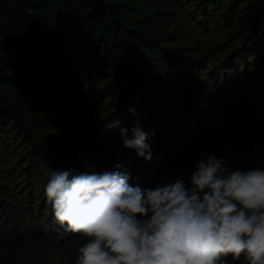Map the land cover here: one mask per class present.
<instances>
[{
    "label": "trees",
    "instance_id": "16d2710c",
    "mask_svg": "<svg viewBox=\"0 0 264 264\" xmlns=\"http://www.w3.org/2000/svg\"><path fill=\"white\" fill-rule=\"evenodd\" d=\"M27 60L44 74L27 79ZM254 61L264 68V0H0V164L15 148L40 178L35 190L27 174L21 197L6 193L15 202L0 198V264H75L77 249L86 242L53 223L44 195L48 168L67 170L52 154L53 136L69 151L74 149L72 140L80 143L77 140L89 137L82 144L94 145L96 172L117 170L115 165L131 157L126 151L118 162L106 149V140L100 142L106 132H112L111 142L119 139L110 126L117 117L128 129V138L138 127L163 141L152 160L137 161L146 172L131 160L130 184L142 189L154 187L163 176L187 182L205 150L224 158L230 170L264 164V135L258 145L253 135L255 127H264V103L249 109L254 101L244 102L234 94L240 85L250 87L248 75L256 79V71H248ZM201 70L207 80L200 79ZM217 71L233 83L231 90L217 78ZM182 80L196 88H205L211 80L222 94L215 116H204V124L197 123L199 119L190 123L196 114L185 109V103L173 114L181 124L161 114L159 97L169 91L166 82ZM43 89L48 96L38 93ZM249 112L255 120L239 124L231 144L212 140L213 131L223 125L235 128L236 120ZM78 114H84L88 128L92 122L97 127L88 133L73 128L71 136L58 128L60 124L52 127ZM77 120L73 127L80 128ZM172 136L177 140H170ZM148 140L152 138L145 141L150 145ZM40 156H53L55 163L40 166ZM226 260L246 264L243 256L234 261L229 255Z\"/></svg>",
    "mask_w": 264,
    "mask_h": 264
},
{
    "label": "clouds",
    "instance_id": "9594fccd",
    "mask_svg": "<svg viewBox=\"0 0 264 264\" xmlns=\"http://www.w3.org/2000/svg\"><path fill=\"white\" fill-rule=\"evenodd\" d=\"M110 126L124 148L153 159L146 133L128 138L119 117ZM121 167L45 173L53 223L86 238L75 264H227L229 255L264 264V164L230 170L205 150L187 182L163 176L143 189Z\"/></svg>",
    "mask_w": 264,
    "mask_h": 264
},
{
    "label": "rangeland",
    "instance_id": "374dc122",
    "mask_svg": "<svg viewBox=\"0 0 264 264\" xmlns=\"http://www.w3.org/2000/svg\"><path fill=\"white\" fill-rule=\"evenodd\" d=\"M251 67H249L248 71H250V75L251 72L256 71V73L254 74V76L256 75V79L252 80L250 79L249 75L247 76V80L246 83L248 85H250V87L245 90L243 88H245L244 85H240L242 88L238 89V92L236 94V92L234 93L235 96H240V98L242 97L241 100H244V102L248 99H252L254 102H252L254 105H249V109L254 108L259 102L258 105H261L264 103V68L263 66H258L255 64V61L252 63H249ZM24 68L26 69V74L30 75L27 79H31L32 77H36L39 75H43L44 73H42V71L40 70V68H36L33 65L32 60H27V62H25ZM260 68V69H258ZM218 70V69H217ZM259 71H262L260 73H258ZM216 76L218 79H220L222 82V84H224V86L228 89L231 90L234 85L231 82H227L225 79L223 80V74L219 71L216 72ZM233 74V72H231ZM258 73V74H257ZM197 74H200L199 77L201 80H207V78H205V74L204 72L199 71ZM202 75V77H201ZM240 77L241 78V74H239L236 78ZM166 85H168V92H160V97L159 99L162 101V108H160L161 110V114L164 115V117H167L170 121H176L179 122L181 124L180 121L176 120L173 118V114L179 113L181 112L183 109V103L184 104V108L187 110H191L193 113H195L196 115H192L191 122H195V120L199 119L198 121H196L197 123H205L202 122V119L205 117L207 118H211L215 116L216 111L219 109V100L217 99H221L222 98V94L216 92V90L213 89V81L208 80V82L206 83L205 88L203 87H198L196 88L195 86H193L190 82H186L184 80H182L181 82H178V84H170L169 82H166ZM50 89V88H49ZM39 94L42 93L43 94H47L48 93V89H43V90H39L38 92ZM49 94H47L48 96ZM254 97L252 98L251 96ZM153 97V96H151ZM186 97L188 99H186ZM256 99V100H254ZM260 99V100H259ZM169 101H173L172 105H169ZM181 101H183L181 103ZM257 101V102H256ZM259 101V102H258ZM256 102V103H255ZM181 104L178 106V104ZM251 103V104H252ZM176 108L173 109V108ZM193 107V108H192ZM253 114V115H252ZM199 117V118H198ZM255 114L254 113H248L245 114V116L243 118L237 119L236 121H238V123L236 122L235 124V128L234 126L231 124L230 125H223L221 127H219V129L215 130L212 132V140L218 142V143H224V144H231L233 142V140L236 137V129H238V125H244L247 123H252V121L255 120ZM76 119L77 122H79V126L80 128H76L73 127L76 125ZM69 118V121L65 123L59 122L58 124H54L52 127H56L60 124V126H58V128L63 129L62 131L68 132V134L73 135V128L80 130L81 133L83 132H91L92 129H95L97 126H94L93 122L90 124L89 128L88 125L84 119V114H78L77 118ZM54 121V120H53ZM59 121V120H57ZM78 126V125H77ZM104 128V127H103ZM106 128V127H105ZM184 130L186 128H183ZM59 130V129H58ZM210 130V128L207 126V132ZM161 133V132H160ZM112 132L107 133L106 135L100 140V142L102 140H106L105 144L107 145L106 149L110 150V153L113 152L114 154H116V158L119 159L121 157H123V153H125L126 151L129 152V154L131 155V157H127V159H123L120 164L124 166L123 171H127L130 173V171H132V166H130L131 164V160L134 161V165L135 168L140 169V171L142 170L143 172H146L148 169H145V167H142L141 165L139 167H137V161H140L139 159H143L142 157H138L136 155L135 150L133 149H126L122 146L123 141L122 138L119 137L118 140L116 141H110L109 139L111 138L109 135H111ZM65 135V134H64ZM254 138H255V143L256 145H258V141L262 139L263 135H264V127L263 126H257L255 127V132H253ZM66 136V135H65ZM95 137H97L95 135ZM107 139H106V138ZM52 146L54 147V150L52 154H57V158L56 160L61 162L62 164L65 165V168L68 170L69 168H75L77 169V171H92L94 167L93 160L96 158V151L94 148H92V146H90L89 148L83 147L82 141H87L89 140V137H83L81 140H77L80 141V143H76L75 140L71 141L72 147L74 148L72 151H69V149H66L64 147H62V144H60V141H58V139L54 138V136L52 137ZM84 138H87L84 139ZM147 138L150 139L152 138V140H148V142H150V148H151V152L152 153H157L160 152L162 147H163V141L161 140H153V137L147 134ZM177 138L174 136L171 137L170 140H174L176 141ZM49 143V142H48ZM75 144V146H74ZM45 149V147H44ZM49 151V150H48ZM27 158L29 157V152H27ZM22 154V153H21ZM120 156V157H119ZM35 157H39L38 155H35ZM49 157V160H44L47 159ZM48 157H42L40 156L39 161H36L38 163V165H42L45 162H51V163H55V159L51 158L53 156H48ZM56 157V156H55ZM85 157V160L83 159L82 161L84 162L82 164L81 167H79V164H81V158ZM36 158H34V160H37ZM26 156H24V154L20 155L19 151H17V149L13 148L11 150L10 153H8L6 156H4L2 158V162L0 164V198H2V200H10L15 202L16 199L15 198H7L5 197L6 193L10 194V195H17L18 193L20 194L19 197H21V193H23V179L26 177V175L28 174L29 177L28 180L31 183V185H33V188H35V190L37 189L38 186V177L35 175V171L37 170H32V168H29V162H27ZM114 159V160H115ZM144 160V159H143ZM41 161V163H39ZM132 161V162H133ZM44 162V163H43ZM9 163H13V165L9 166ZM73 164V165H72ZM75 164V165H74ZM78 167V168H76ZM5 168H9L7 169V171H3ZM57 168V167H56ZM57 170V169H56ZM66 170V171H67ZM141 171V172H142ZM131 175V173H130ZM135 179V176H134ZM136 181V179H135ZM130 183V181H129ZM7 194V195H8ZM36 198V195L34 194V196H32V199ZM33 199V200H34ZM36 200V199H35ZM19 202L23 203V200L19 199Z\"/></svg>",
    "mask_w": 264,
    "mask_h": 264
}]
</instances>
